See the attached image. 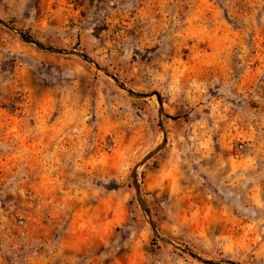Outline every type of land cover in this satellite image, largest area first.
<instances>
[{"label":"rangeland","instance_id":"1","mask_svg":"<svg viewBox=\"0 0 264 264\" xmlns=\"http://www.w3.org/2000/svg\"><path fill=\"white\" fill-rule=\"evenodd\" d=\"M0 20L150 95L0 25V264H201L137 198L165 139L138 170L158 233L264 264V0H0Z\"/></svg>","mask_w":264,"mask_h":264},{"label":"water","instance_id":"2","mask_svg":"<svg viewBox=\"0 0 264 264\" xmlns=\"http://www.w3.org/2000/svg\"><path fill=\"white\" fill-rule=\"evenodd\" d=\"M0 25L5 27V28H8L10 29L11 31L17 33L21 38L22 40L29 44V45H32L34 47H36L37 49L41 50V51H44V52H48V53H52V54H58V55H65V56H74V57H78V58H81L85 61H87L88 63H90L91 65H94L96 67L97 70L99 71H102L104 72L108 77H110L117 85H119V87L121 89H123L124 91H126L127 93L133 95V96H136V97H141V98H147L149 97L150 95L148 94H140V93H136L134 92L133 90L127 88V86L121 82L120 79H118L116 76L112 75L110 72H108L107 70L103 69L102 67H100L99 65L95 64L91 59H89V57H87L86 55L82 54V53H79L77 51H67V50H63V49H57V48H54V47H51V46H46L42 43H39L33 39H31L30 37L26 36L24 33L18 31L17 29H15L14 27H12L10 24L0 20ZM158 99H159V102L161 103V100H160V97L158 96ZM162 106V104H161ZM161 115H162V111H161ZM164 129V128H163ZM164 134L166 135V132L164 130ZM166 137V136H165ZM166 144V139L163 143V145L159 146L157 149H155L153 152H151L139 165H137V167L134 169V172H133V178H134V184H135V188H136V192H137V198H138V201L144 211V213L147 215V217L149 218V222L150 224L152 225L153 227V230L156 234L157 237H159L161 240H163L164 242H166L167 244L175 247L176 249H179L181 251H183L184 253H186L187 255L191 256L193 259L197 260L198 262H200L201 264H222L221 262H216V261H210V260H206V259H203L202 257H200L199 255L195 254L194 252H192L191 250L189 249H186L180 245H178L177 243H175L174 241L166 238V237H163L161 236L159 233H158V230H157V226L151 216V213L150 211L148 210L147 206H146V203L143 199V195H142V192H141V188L139 186V183H138V170L141 166L145 165L148 161H150L152 158H154L157 153L159 151H161V149L163 148V146Z\"/></svg>","mask_w":264,"mask_h":264}]
</instances>
